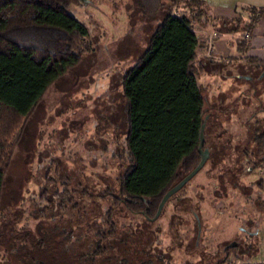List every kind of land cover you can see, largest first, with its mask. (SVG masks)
Here are the masks:
<instances>
[{
    "label": "rangeland",
    "instance_id": "rangeland-1",
    "mask_svg": "<svg viewBox=\"0 0 264 264\" xmlns=\"http://www.w3.org/2000/svg\"><path fill=\"white\" fill-rule=\"evenodd\" d=\"M68 9L85 25L93 50L48 87L18 133L0 191V264H211L233 240L264 245V192L257 185L264 176L248 170L239 151L247 117L264 116V64L247 63L249 50L240 54L244 61L203 63L197 79L209 113L208 157L149 220L115 203L122 160L113 152L125 150L121 75L165 8L151 17L136 0H78ZM250 53L264 56L258 47ZM63 187L70 197L61 201ZM106 187V197L99 196ZM111 204L114 233L101 241L104 251L92 252ZM228 259L222 264H257Z\"/></svg>",
    "mask_w": 264,
    "mask_h": 264
},
{
    "label": "trees",
    "instance_id": "trees-1",
    "mask_svg": "<svg viewBox=\"0 0 264 264\" xmlns=\"http://www.w3.org/2000/svg\"><path fill=\"white\" fill-rule=\"evenodd\" d=\"M77 1L0 0V191L18 133L34 106L56 79L93 50L85 38V25L68 9ZM177 4L181 11L174 13ZM136 6L151 17L165 10L142 51L121 75L127 100L125 150L113 152L122 160L115 203L147 218L165 190L197 163L201 124L206 146L209 113L197 79L204 62L195 54L194 24L233 34L228 39L243 52L245 42L234 34H250L260 12L256 6L237 4L235 15L216 16L203 0H136ZM245 57L249 64H264V57ZM245 123L239 151L246 158L245 167L252 170L264 164V116L257 117L253 111ZM257 185L263 186L261 180ZM108 189L99 196L105 198ZM68 192L63 187L57 195L64 201L70 197ZM112 210L113 204L102 213L103 231L95 232L92 252L104 251L101 241L114 233ZM249 248L242 247L245 252ZM239 252L236 247L225 257H238Z\"/></svg>",
    "mask_w": 264,
    "mask_h": 264
},
{
    "label": "crops",
    "instance_id": "crops-1",
    "mask_svg": "<svg viewBox=\"0 0 264 264\" xmlns=\"http://www.w3.org/2000/svg\"><path fill=\"white\" fill-rule=\"evenodd\" d=\"M205 3L209 6L210 12L212 15L221 16V17H230L235 15L234 7L237 4H246V5H253L259 8V17L257 21L255 22L251 33L249 34L248 38H243L245 45L243 52H247L249 50V53L251 50H253L254 47H258L262 50H264V38H262V35L264 36V0H203ZM194 31L197 35V45L195 47V54L197 59L203 60V62L211 63L213 65L222 63V64H228L231 62V60L234 61H241L244 58H241V53L238 52L235 49V45L230 41L228 38H225L221 33L217 31H212L215 36L212 38H207L206 33L208 34V30L211 29L212 26L210 25H204L199 26V24H194ZM198 26V28H197ZM199 30L200 33H197ZM247 53L244 56H252L256 58H263L258 57L252 53ZM223 57H225L223 60ZM222 60H219L221 59ZM205 60V61H204ZM244 61V60H243ZM264 176V175H263ZM264 188V184L262 186ZM255 228V226H253ZM256 233L258 232V229H255ZM252 233V232H250ZM246 234H249V232ZM247 245H250V248L245 252L243 251L242 247H246ZM238 247L240 250L238 256L239 258L247 259V260H255V261H264V245L258 246L254 248V243L250 242L248 244L247 241L241 243L240 240H233L232 244L224 246L223 247V255L221 258H219L217 261L212 262L211 264H216L217 262L221 261L225 255L231 254L234 248ZM231 248V249H230ZM237 250V249H236ZM252 264V263H251Z\"/></svg>",
    "mask_w": 264,
    "mask_h": 264
},
{
    "label": "water",
    "instance_id": "water-1",
    "mask_svg": "<svg viewBox=\"0 0 264 264\" xmlns=\"http://www.w3.org/2000/svg\"><path fill=\"white\" fill-rule=\"evenodd\" d=\"M203 124L200 125V129H199V140H198V145H197V151L199 154V159L197 161V163L189 170L187 171L185 174H183L179 179H177L173 184H171L166 190L165 192L162 194L160 200L158 201V204L156 206V210L154 212V214L152 216H147V218L149 220L155 219L165 200L171 195L173 194L176 190H178L190 177H192L200 168L201 166L204 164L205 160L208 157V148L206 146H203Z\"/></svg>",
    "mask_w": 264,
    "mask_h": 264
},
{
    "label": "built area",
    "instance_id": "built-area-1",
    "mask_svg": "<svg viewBox=\"0 0 264 264\" xmlns=\"http://www.w3.org/2000/svg\"><path fill=\"white\" fill-rule=\"evenodd\" d=\"M244 36H247V34H243ZM259 169L261 170V174L262 175H264V164H262L260 167H259ZM226 259H225V261H232V260H230V259H228L227 260V257H225ZM228 263H232V262H228ZM235 264H238L237 262H235ZM257 264H264V261H257Z\"/></svg>",
    "mask_w": 264,
    "mask_h": 264
},
{
    "label": "flooded vegetation",
    "instance_id": "flooded-vegetation-1",
    "mask_svg": "<svg viewBox=\"0 0 264 264\" xmlns=\"http://www.w3.org/2000/svg\"><path fill=\"white\" fill-rule=\"evenodd\" d=\"M209 154V153H208Z\"/></svg>",
    "mask_w": 264,
    "mask_h": 264
}]
</instances>
